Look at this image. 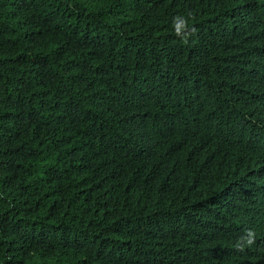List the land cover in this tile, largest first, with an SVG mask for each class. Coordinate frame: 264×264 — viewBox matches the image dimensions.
Listing matches in <instances>:
<instances>
[{"label": "trees", "instance_id": "obj_1", "mask_svg": "<svg viewBox=\"0 0 264 264\" xmlns=\"http://www.w3.org/2000/svg\"><path fill=\"white\" fill-rule=\"evenodd\" d=\"M0 264H264V0H0Z\"/></svg>", "mask_w": 264, "mask_h": 264}, {"label": "clouds", "instance_id": "obj_2", "mask_svg": "<svg viewBox=\"0 0 264 264\" xmlns=\"http://www.w3.org/2000/svg\"><path fill=\"white\" fill-rule=\"evenodd\" d=\"M195 19L194 13L188 12L184 16H176L173 18V29L175 35L179 37L185 45L190 42V39L197 33V29L192 25L191 21ZM255 242V233L252 230H248L240 242L237 244V248L240 251L244 250L245 245H252Z\"/></svg>", "mask_w": 264, "mask_h": 264}]
</instances>
